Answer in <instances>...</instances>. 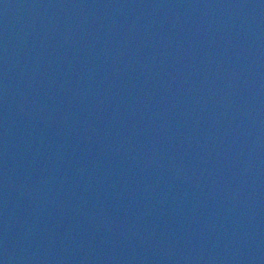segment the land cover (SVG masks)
I'll return each mask as SVG.
<instances>
[{
	"label": "water",
	"instance_id": "1",
	"mask_svg": "<svg viewBox=\"0 0 264 264\" xmlns=\"http://www.w3.org/2000/svg\"><path fill=\"white\" fill-rule=\"evenodd\" d=\"M0 264H264V0H0Z\"/></svg>",
	"mask_w": 264,
	"mask_h": 264
}]
</instances>
